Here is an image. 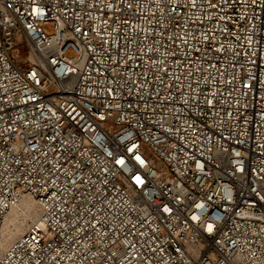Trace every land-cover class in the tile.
Listing matches in <instances>:
<instances>
[{
    "label": "built area",
    "instance_id": "obj_1",
    "mask_svg": "<svg viewBox=\"0 0 264 264\" xmlns=\"http://www.w3.org/2000/svg\"><path fill=\"white\" fill-rule=\"evenodd\" d=\"M0 264H264V0H0Z\"/></svg>",
    "mask_w": 264,
    "mask_h": 264
},
{
    "label": "bare ground",
    "instance_id": "obj_2",
    "mask_svg": "<svg viewBox=\"0 0 264 264\" xmlns=\"http://www.w3.org/2000/svg\"><path fill=\"white\" fill-rule=\"evenodd\" d=\"M40 217L39 207L35 200L25 195L20 203L11 208L2 225L1 240L6 246L25 233L32 222Z\"/></svg>",
    "mask_w": 264,
    "mask_h": 264
},
{
    "label": "rangeland",
    "instance_id": "obj_3",
    "mask_svg": "<svg viewBox=\"0 0 264 264\" xmlns=\"http://www.w3.org/2000/svg\"><path fill=\"white\" fill-rule=\"evenodd\" d=\"M73 54L72 53H68V56H72Z\"/></svg>",
    "mask_w": 264,
    "mask_h": 264
}]
</instances>
